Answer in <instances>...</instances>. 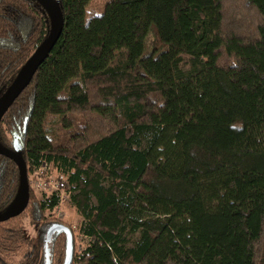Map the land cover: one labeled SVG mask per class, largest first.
Returning a JSON list of instances; mask_svg holds the SVG:
<instances>
[{
  "label": "trees",
  "instance_id": "obj_1",
  "mask_svg": "<svg viewBox=\"0 0 264 264\" xmlns=\"http://www.w3.org/2000/svg\"><path fill=\"white\" fill-rule=\"evenodd\" d=\"M92 1L60 0L61 36L0 122L82 216L71 264H264V0ZM49 29L38 0H0V96ZM19 188L0 154V212ZM60 201L31 187L0 264H65V230L45 251Z\"/></svg>",
  "mask_w": 264,
  "mask_h": 264
},
{
  "label": "water",
  "instance_id": "obj_2",
  "mask_svg": "<svg viewBox=\"0 0 264 264\" xmlns=\"http://www.w3.org/2000/svg\"><path fill=\"white\" fill-rule=\"evenodd\" d=\"M48 13L50 19L49 34L39 48L31 55L28 61L21 67L11 84L0 96V122L11 105L20 94L29 86L39 67L44 63L51 53L63 31L64 15L60 0H38ZM0 154L12 159L20 170V188L14 203L6 210L0 212V222L7 221L21 215L27 208L31 189L28 177V168L25 159L19 152L16 142L15 149L6 148L0 142ZM56 230H65L68 234V251L65 264H71L74 255V234L69 226L63 223L54 224L47 232L46 253L49 259V240Z\"/></svg>",
  "mask_w": 264,
  "mask_h": 264
},
{
  "label": "rangeland",
  "instance_id": "obj_3",
  "mask_svg": "<svg viewBox=\"0 0 264 264\" xmlns=\"http://www.w3.org/2000/svg\"><path fill=\"white\" fill-rule=\"evenodd\" d=\"M108 0H93L90 6V14H97L100 10H102L104 4ZM29 182L30 189L33 188L34 193L38 197V199L43 200L46 197H51L53 193H58L60 195V203L58 206L53 208L52 210H46L45 216L47 219H57L62 220L67 223V226H71L74 230V243L76 245V250L81 251L87 247L89 239L82 234H80L78 230V226L82 221V216H80L69 202V194L64 187H62L63 182L58 181V173L56 170L52 169V167L45 168L43 167L34 171L29 172ZM43 181H54L58 184V187L43 189V187L37 185V182ZM54 189V190H53ZM23 222L26 224V229L28 234L34 237L36 240L38 239V229L39 227L30 223V219L28 217L23 219ZM137 238V236H136Z\"/></svg>",
  "mask_w": 264,
  "mask_h": 264
},
{
  "label": "built area",
  "instance_id": "obj_4",
  "mask_svg": "<svg viewBox=\"0 0 264 264\" xmlns=\"http://www.w3.org/2000/svg\"><path fill=\"white\" fill-rule=\"evenodd\" d=\"M37 185H39L41 187H43V185H44L43 189H47L49 187L50 188H54L55 186L58 187V184L56 182H54V181L47 182V181L40 180V181L37 182Z\"/></svg>",
  "mask_w": 264,
  "mask_h": 264
},
{
  "label": "flooded vegetation",
  "instance_id": "obj_5",
  "mask_svg": "<svg viewBox=\"0 0 264 264\" xmlns=\"http://www.w3.org/2000/svg\"><path fill=\"white\" fill-rule=\"evenodd\" d=\"M13 218H14V217H13ZM7 221H8V220H7ZM56 224H59V223H56ZM51 226H53V225H51ZM51 226H50V227H51ZM50 227H49V228H50ZM48 230H49V229H48ZM26 231H27V229H26ZM27 232H28V231H27ZM47 232H48V231H47ZM38 235H39V233H38ZM46 242H47V236H46ZM45 247H46V243H45ZM49 250H50V248H49ZM45 251H46V250H45ZM46 255H47V253H46ZM49 257H50V251H49Z\"/></svg>",
  "mask_w": 264,
  "mask_h": 264
}]
</instances>
